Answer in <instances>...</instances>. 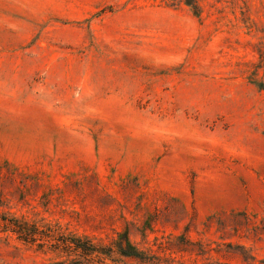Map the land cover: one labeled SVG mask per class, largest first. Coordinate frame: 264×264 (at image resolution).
Returning a JSON list of instances; mask_svg holds the SVG:
<instances>
[{"label": "rangeland", "instance_id": "1", "mask_svg": "<svg viewBox=\"0 0 264 264\" xmlns=\"http://www.w3.org/2000/svg\"><path fill=\"white\" fill-rule=\"evenodd\" d=\"M0 216V264H264V0H0Z\"/></svg>", "mask_w": 264, "mask_h": 264}, {"label": "trees", "instance_id": "2", "mask_svg": "<svg viewBox=\"0 0 264 264\" xmlns=\"http://www.w3.org/2000/svg\"><path fill=\"white\" fill-rule=\"evenodd\" d=\"M189 7H192V2H188ZM193 11L195 15H197V8L193 6ZM0 220L2 222H8L13 231L17 234V236L24 242H35L37 234V228L28 224L27 222L20 221L18 219L15 220H7L0 216ZM66 247L71 248L74 252H79L84 256H91L93 254H101L106 257H110L111 253L105 252L104 248H98L94 244L90 242L88 238L79 237V236H68L65 238L64 242ZM117 255L121 257L127 258H141L142 253L135 247V245L130 241L128 232L124 230L123 232L117 235V238L112 243V250Z\"/></svg>", "mask_w": 264, "mask_h": 264}]
</instances>
